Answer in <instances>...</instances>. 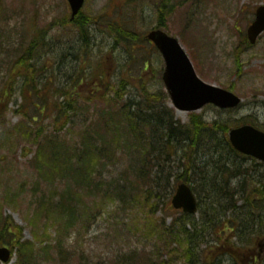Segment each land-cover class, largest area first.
Masks as SVG:
<instances>
[{
    "label": "rangeland",
    "instance_id": "rangeland-1",
    "mask_svg": "<svg viewBox=\"0 0 264 264\" xmlns=\"http://www.w3.org/2000/svg\"><path fill=\"white\" fill-rule=\"evenodd\" d=\"M261 3L264 0H86L82 12L92 23L85 28V40L70 20L67 0H0V161L4 164L0 165V231L4 223L9 234L22 227L21 241L36 246L30 264H102L104 259L118 264H250L257 255L259 264H264V230L250 238L249 228H235L238 222L232 221L237 214L231 205L242 203L241 194L235 193L241 187L258 203L256 213L264 216V163L253 157L233 152L229 156L224 148L220 153H226L227 164L239 167L229 170L236 173L229 178L228 193L221 198L217 186H201L200 211L187 215L172 206L176 184L183 177L198 184L199 177L216 170L219 151L188 150L184 143L175 152L168 145V153H155L148 164L153 172L159 170L156 177L148 178L149 196L140 189L141 180L121 198L106 200L100 191L104 201L97 205L95 189L90 190L85 204L78 202L80 218L64 233L61 244V221L55 210L59 194L68 184L79 187L60 171L51 184L35 164L40 141H63L72 150L81 147L79 134L95 119L97 97H115L109 88L121 84L123 97L137 106L167 105L175 119L188 121L191 113L175 110L169 99L157 100L165 92V62L146 34L160 22L183 44L201 78L232 87L243 98L232 110L205 106L199 111L204 119L230 124L248 117L264 128V33L237 52ZM161 9L168 10L162 19ZM56 19L59 22L54 24ZM130 31L137 38L129 37ZM37 32L41 42L25 65L22 50ZM208 134L225 136L220 129ZM8 136L14 139H8L10 145L5 142ZM35 136L38 141L31 142ZM125 168L123 159L102 175L116 179ZM101 173L100 168L97 178ZM43 201L51 209L42 206ZM147 214L155 217L153 224ZM46 228L51 237L42 243L35 235ZM233 233L239 234L238 240H229ZM12 260L0 264H28L19 247Z\"/></svg>",
    "mask_w": 264,
    "mask_h": 264
},
{
    "label": "trees",
    "instance_id": "trees-1",
    "mask_svg": "<svg viewBox=\"0 0 264 264\" xmlns=\"http://www.w3.org/2000/svg\"><path fill=\"white\" fill-rule=\"evenodd\" d=\"M165 4L164 7L167 6ZM167 13V9H161L160 19L165 18ZM88 19L83 12H80L78 16L72 19V22L83 31L85 40H88L85 28L92 23ZM58 22L59 19L53 21L54 24ZM163 24V22H160L158 26L160 27ZM39 35L41 33L38 34L37 32L30 40L28 46L22 50L21 56L25 59V65H28L26 59L30 57L31 50L41 42ZM128 35L129 37L137 38V34L132 31ZM246 45H250V43L247 37H243L242 46L237 49V52H240L241 48ZM123 88L124 84L119 85L117 89L109 88L108 92L111 95L114 94L115 97H110L107 100V96L103 94L97 97L98 110L95 113V119L93 122H87L83 134H79L81 147L76 146L72 150L63 141H55L53 139H46L45 143L43 141L38 142V153L35 164L43 177L51 184H54L55 172L60 171L70 177L71 182L79 187L74 189L71 184L66 185L60 191V199L56 204V209L52 206L58 211L60 216L61 226L59 228L58 238L60 244L64 233L80 218L82 207L79 203L83 201V204H85L90 190L95 189L93 199L94 204L97 205L104 201L101 192H103L106 200L117 196L121 198L123 194H126L128 188L131 189L133 186L136 188V181L141 180L143 186L140 189H142L145 196H149L150 189L147 187L148 178L150 176L156 177L159 170L153 172L148 169V164L155 159L153 157L155 153H168V145H171L175 152L184 143L187 144L188 150L196 147V151L199 149H203V151H219L216 170L207 171L205 173L206 177H199L197 175L200 180L198 184L193 185L196 192H198L201 186H205L206 189L207 185L213 184L217 186L216 188L213 187L217 196L222 198L228 193V187L231 182L229 178L235 177L236 172L232 171L231 173L229 170H235L232 168L236 167L239 168L238 165L231 168L227 164L226 153L229 155L231 152L235 153V150L228 141L226 133L230 125L240 123L226 124L220 123L218 120L209 123L208 121H204L201 115L191 114V122L182 124L179 120L175 119L172 108H169L167 105L137 106L131 98L125 99L123 97ZM231 89L233 88L231 87ZM157 100L158 102H161V100L166 102V93H160V98H157ZM243 120V122H252L255 124L248 117H244ZM210 129H220L224 132L225 136L222 138H216L215 136L209 137L208 133ZM9 138H12V136L5 138L7 144H11V142L8 143ZM38 139L35 136L29 140L35 142ZM210 142L211 144H209ZM224 148L228 149V151L221 156ZM123 159L126 162V168L123 169L119 177L116 179L111 177L105 179L102 175L103 172L106 169L110 171L111 167L119 165ZM100 168L102 169V173L97 178V171ZM95 178L97 179L95 180ZM182 181L189 184L195 183V181L187 177H183ZM244 191L242 187L235 191L236 194H241L242 203L239 207L234 204L231 205L236 209L237 214V217L233 218L234 220L232 221L235 222L236 220L238 222L235 228H238L239 225L249 228L250 238H252L251 235L254 233L259 237L260 233L258 231L261 227L258 229L256 227L264 226V216L256 213L258 203L247 196ZM255 191L259 192L258 187L255 188ZM53 198L54 193L49 199L52 200ZM9 200L13 201L14 199L11 196ZM74 203L75 206L73 207ZM40 204L51 209L50 204L46 201ZM42 206L40 208L43 211L46 208ZM147 216L153 224L155 217L152 214H147ZM39 217V215L36 216L33 222L34 224H38ZM161 226L162 224L159 225V227ZM18 229L20 232L22 231L21 227ZM1 230L6 231L7 229L3 227ZM50 234L48 228H46L41 235L36 234L35 237L44 243L46 242V238L51 237ZM238 236V233H233L229 240H233V238L238 240ZM18 246L23 260L30 264L32 261L31 256L36 250L35 243L33 241H24L19 243ZM45 249L49 250L48 248ZM102 262V264H118L110 259H104ZM250 264H257V261L253 258Z\"/></svg>",
    "mask_w": 264,
    "mask_h": 264
},
{
    "label": "water",
    "instance_id": "water-1",
    "mask_svg": "<svg viewBox=\"0 0 264 264\" xmlns=\"http://www.w3.org/2000/svg\"><path fill=\"white\" fill-rule=\"evenodd\" d=\"M72 15L78 14L85 0H69ZM264 32V4L256 11V18L248 28V37L255 43ZM148 38L155 42L165 60L163 80L171 97L173 105L183 111H196L206 104H215L221 108L238 106L241 98L230 90L201 79L193 66L191 59L177 38L162 30H153ZM230 141L239 151L251 154L264 161V131L247 124L229 131ZM177 208L186 212L197 210V201L192 189L187 184L179 185L173 198ZM9 250L0 248V257L9 259Z\"/></svg>",
    "mask_w": 264,
    "mask_h": 264
},
{
    "label": "flooded vegetation",
    "instance_id": "flooded-vegetation-1",
    "mask_svg": "<svg viewBox=\"0 0 264 264\" xmlns=\"http://www.w3.org/2000/svg\"><path fill=\"white\" fill-rule=\"evenodd\" d=\"M7 244L0 243V246H6Z\"/></svg>",
    "mask_w": 264,
    "mask_h": 264
}]
</instances>
